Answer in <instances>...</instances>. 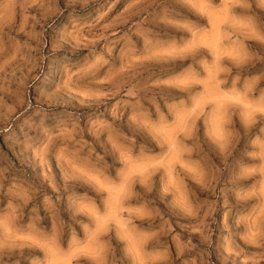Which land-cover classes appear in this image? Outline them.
Listing matches in <instances>:
<instances>
[{
  "label": "rangeland",
  "instance_id": "rangeland-1",
  "mask_svg": "<svg viewBox=\"0 0 264 264\" xmlns=\"http://www.w3.org/2000/svg\"><path fill=\"white\" fill-rule=\"evenodd\" d=\"M0 264H264V0H0Z\"/></svg>",
  "mask_w": 264,
  "mask_h": 264
}]
</instances>
